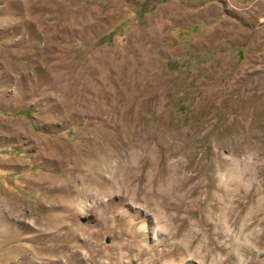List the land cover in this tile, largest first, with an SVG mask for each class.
Returning a JSON list of instances; mask_svg holds the SVG:
<instances>
[{"label":"rangeland","instance_id":"1","mask_svg":"<svg viewBox=\"0 0 264 264\" xmlns=\"http://www.w3.org/2000/svg\"><path fill=\"white\" fill-rule=\"evenodd\" d=\"M0 264H264V0H0Z\"/></svg>","mask_w":264,"mask_h":264}]
</instances>
